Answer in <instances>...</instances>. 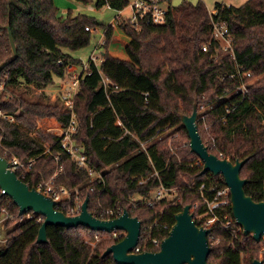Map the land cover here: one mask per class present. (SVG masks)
<instances>
[{
	"label": "trees",
	"instance_id": "trees-1",
	"mask_svg": "<svg viewBox=\"0 0 264 264\" xmlns=\"http://www.w3.org/2000/svg\"><path fill=\"white\" fill-rule=\"evenodd\" d=\"M129 4L128 0L96 1L98 8L116 10ZM214 10L212 14L202 0L184 1L170 6L164 23L140 20L135 24L131 18L120 17V28L131 38L126 46L129 58L123 59L110 52L114 25L71 10L63 15L55 0H0V63L12 57L5 29L8 23L19 53L0 73V83L6 81L11 93L9 97L0 94V106L15 114L14 121H2L0 130L4 131L5 145L23 161L36 158L28 177L18 173L19 177L31 187L51 177L57 162L53 154L43 152L46 145L52 146V152L62 155L64 166L57 182L74 195L78 188L83 200L89 195V210L102 219L111 218L107 208L118 205L128 209L142 221L141 251H157L160 247L151 238L168 236L176 213L187 204L196 205L195 219L201 224L198 215L206 210L207 202L199 186H227L222 175L202 174L204 164L191 150L182 116L191 115L197 102L198 116H204L198 119L204 142L223 158L234 162L248 158L241 171L249 180L246 192L256 201H264V0H248L241 6L218 2ZM212 19L228 23L236 59L231 51L216 52L215 41L209 50H203L213 39ZM100 26L105 29L103 61L99 65L90 62L75 97L80 123L76 137L85 146L90 166L101 174L93 177L88 168L80 167L62 150L60 137L46 130L68 124L71 110L64 101L60 97L54 102L30 99L22 88L36 87L43 92L57 78L62 81L67 76L66 64L83 63L65 49L88 46ZM236 63L254 76L262 75L248 83L246 97L237 90L241 81L230 76ZM103 77L110 79L108 89ZM177 125H182L181 133L169 143L172 134L163 135ZM131 132L150 141L148 153ZM209 134L214 139H208ZM162 185L177 189L174 198L149 206L146 199ZM136 195L139 198L134 200ZM132 201L135 206L130 208ZM4 208L14 218L0 223L7 228L6 240L0 245V264H118L112 254H103L123 237L113 238L83 225H49V240L39 243L44 217L34 212L21 214L16 203L0 193V220ZM58 209L78 214L68 207ZM219 213L224 222L234 218L230 205L221 207ZM224 222L211 226L214 237L209 236V264H253L260 257L264 240L258 242L243 230L226 229ZM233 225L240 226L236 221ZM97 235L101 239L93 246L91 241ZM212 240H216L213 245Z\"/></svg>",
	"mask_w": 264,
	"mask_h": 264
},
{
	"label": "water",
	"instance_id": "water-1",
	"mask_svg": "<svg viewBox=\"0 0 264 264\" xmlns=\"http://www.w3.org/2000/svg\"><path fill=\"white\" fill-rule=\"evenodd\" d=\"M5 29L8 31L12 57L0 63V73L19 55L11 24L8 23ZM198 115L196 102L193 113L183 115L182 122L190 137L191 150L204 164L202 174L211 172L224 177L230 188L231 210L235 221L242 227L245 235H252L260 242L264 234V201H256L246 192L245 186L249 180L242 176L241 171L248 158L234 162L211 152L200 133ZM0 187L16 203L21 214L34 212L44 217L37 238L39 243L49 240L47 232L49 225L68 228L83 225L98 232L125 231V236L110 245L103 254L104 256L112 254L118 264H209L208 258L212 247L208 235L211 228L197 223L191 204H187L183 210L176 213L175 223L168 236L162 239L159 250L137 251L141 239L142 221L137 216L131 215L128 209L118 217L102 219L89 210L88 195L82 204L81 212L69 215L57 208V200L40 191L36 186L31 187L19 177L17 171L9 167L7 158L1 154ZM253 264H264V260L257 258Z\"/></svg>",
	"mask_w": 264,
	"mask_h": 264
},
{
	"label": "built area",
	"instance_id": "built-area-1",
	"mask_svg": "<svg viewBox=\"0 0 264 264\" xmlns=\"http://www.w3.org/2000/svg\"><path fill=\"white\" fill-rule=\"evenodd\" d=\"M166 1L163 0H134L131 3V7L133 10V15L130 17L132 23L137 24L138 21L144 20L148 23L160 24L164 23L168 17L170 6L165 5ZM121 11V10H120ZM212 14L216 13V10L210 11ZM121 16H119L120 19ZM213 24V39L203 46V50H209L211 46H213L214 41L218 43L216 45L215 50L216 52L220 51H231V55L234 59H236V55L234 52V36L231 33V28L229 27L227 22L212 19ZM105 34V33H104ZM2 33L0 32V38ZM105 42V35H103V39L100 42L102 46ZM103 61L102 53L96 55L94 52L92 53L91 57L89 58L87 63L82 64V70L80 72L73 71L72 65L70 63L66 64L67 67V76L62 80L58 96L64 101L67 107L71 110V118L67 125L62 127H50L48 128L49 132H55L60 137L59 144L62 150L68 154V156L75 161L80 167L88 168L91 176L93 177H101L100 172L93 169L90 166V161L88 155L85 151V146L80 143L77 139V134L79 131L80 123L76 115L75 111V97L80 89L81 78L84 72H86L89 68L90 62H94L96 65H99ZM59 63H64L63 59L59 60ZM8 75V73H7ZM253 73L251 71H246L243 69L238 63H236V71L230 74L233 78H238L241 83L238 86V91L246 97L248 93V83L247 79L252 77ZM102 83L106 89L111 86L110 79L108 77H103ZM116 89L119 88L118 85L115 86ZM5 93L6 97L11 95L10 91L6 88V81H2L0 83V94ZM199 118H203L198 116ZM3 120L14 121L15 114L11 111L4 109L0 106V127ZM132 136L137 139L144 151L148 153V146L149 140L144 141L141 140L135 133H132ZM212 139H214L212 137ZM5 134L4 131L0 130V149H2L3 154L2 156L6 157L9 163V167L17 173H20L22 177H28L29 173L33 171L32 167L36 161V158L31 159L28 162L23 161L18 155L11 151L5 145ZM149 141V142H148ZM44 154H53L54 158L57 162V166L55 169L54 174L49 178H43L42 180L38 181L36 187L40 191L44 192L45 194L53 197L55 200L58 201V206L68 207L72 212L80 213L82 209V204L84 202L78 188L75 189V195L66 185L57 182L59 175L63 172V164L61 163L62 155L60 153L52 152V146H48L46 150L43 152ZM220 157H223V154H220ZM158 173V172H156ZM19 175V174H18ZM145 179L141 180L144 182ZM198 190L201 192L202 199L207 202L206 210L198 215V219L201 221L200 225L205 227L211 228V226L220 221L224 222L220 213L219 209L224 206H231V192L228 186L220 187L219 185L215 184L212 186H208L206 183H203L201 186L198 187ZM4 189L0 187V193H4ZM177 193L176 188H168L164 185L156 188L152 191V194L148 199H146V203L149 206H154L157 202L162 200L163 198H174L175 194ZM212 194L213 197L210 198L209 194ZM11 198V197H10ZM12 199V198H11ZM138 198H134L137 200ZM135 206V201L131 202L130 208ZM196 205H194V208ZM105 210V209H104ZM124 208L121 206L115 205L113 207L107 208L105 212L111 216V218H115L120 216L124 212ZM14 215L6 208L3 209V216L0 220L2 223L4 220L8 218H12ZM43 217V216H42ZM235 221L234 218L226 220L223 225L226 229H232L234 232H239L242 229L241 226L235 227L233 222ZM108 236L113 238H122L125 236V231L117 230L113 233H107ZM213 238L214 236L209 233L208 237ZM97 240L101 239L100 235L96 236ZM150 239L147 237L146 240ZM152 242L155 245L160 246L161 241L158 238H151ZM262 240H264V234L262 236ZM216 242V240H212V245ZM137 251H141V246H137ZM260 259L264 260V246L260 252ZM187 264V263H184Z\"/></svg>",
	"mask_w": 264,
	"mask_h": 264
},
{
	"label": "rangeland",
	"instance_id": "rangeland-1",
	"mask_svg": "<svg viewBox=\"0 0 264 264\" xmlns=\"http://www.w3.org/2000/svg\"><path fill=\"white\" fill-rule=\"evenodd\" d=\"M96 1L97 0H90L88 3H85V2H82L79 0H55V4L59 8V10H60L59 12L63 15L66 14V12L68 10H71L72 12H74V14L81 13V14H85V15L94 17L95 21H97L101 24H104V25L111 24L114 19H117L118 21H120V19L118 18V16H119L118 10H116L114 8L107 7V6H103L101 8H98L96 5ZM128 1L130 2V4L122 12V17H125V18L133 15L131 3L134 0H128ZM184 1H190V2L195 3L198 0H171L170 2L166 1L165 5L176 7ZM202 1H204V3L207 5L209 10L211 11V10L215 9V6L218 2L225 3L228 5H232V6H241L242 4H244L248 0H202ZM104 32H105V29L103 26L97 27L92 34L91 41H90V44L88 46H86L82 49L76 50V51H72L70 49H65V50L67 52H69L73 57L80 59L83 62L82 64L87 63L93 52L96 55H99L102 52L103 48L100 45V42L103 39ZM122 47H123V45H120V48H122ZM114 51H115V53L119 52L116 44L114 46ZM71 69L78 70V72H80L82 70V67H81V64H80V67H78V66L76 67L73 65ZM260 77H262V75L254 76V74H253L252 77H250V79H247V83L250 84L251 82L259 79ZM59 82L60 81L57 78L55 80V83H54L56 85V88H58L57 85L59 84ZM54 84H53V86L49 85L48 87H46V89L43 90V92H40V90L36 87H24L22 89H23V92L26 94V96L30 99H35V100L41 99V100L54 102L57 100V98H59V96L56 94L57 89H55ZM58 91H59V89H58ZM41 93H43V94H41ZM181 127H182V125H177V126H174L170 129H167L163 136L166 137L167 135L172 134V137L169 138V143H171L173 138L178 137L179 134L181 133V131H179V129H181ZM46 130L48 131V128ZM56 132L57 131H55L53 133H56ZM210 137L212 139L213 136L211 134H209L208 139ZM185 145H186V143H185ZM48 146L49 145H46V148ZM134 197L139 198L138 195H136ZM170 199H172V198H170ZM180 201H182V199ZM194 209L195 208L193 206L192 210L194 211ZM13 218L14 217H12L11 219H13ZM6 231H7V228L4 226V224H0V245H2L6 240ZM98 241L99 240H97V238H96V240L91 241V244L94 246V245H96V243Z\"/></svg>",
	"mask_w": 264,
	"mask_h": 264
},
{
	"label": "crops",
	"instance_id": "crops-1",
	"mask_svg": "<svg viewBox=\"0 0 264 264\" xmlns=\"http://www.w3.org/2000/svg\"><path fill=\"white\" fill-rule=\"evenodd\" d=\"M107 7H110V6H107ZM128 7V6H127ZM111 8V7H110ZM126 9V8H125ZM125 9H123V10H125ZM123 10H118L119 11V16H121L122 17V12H123ZM119 16H118V18H119ZM132 16V15H131ZM131 16H128V17H126V18H130ZM118 20L117 19H114L113 21H112V23H111V25H114L115 26V31H114V36H113V39H112V42H111V45H110V52L113 54V55H115V56H117V57H120V58H123V59H128L129 58V56H128V54H127V51H126V46H127V44H129V42L131 41V38L120 28V26H119V24H118ZM121 41V42H120ZM115 44H116V46L118 47V53L116 52L115 53V51H114V46H115ZM120 45H123V47L122 48H120ZM72 66L74 65V66H78V67H80V64H77V63H75V62H72V63H70ZM82 65V64H81ZM82 67V66H81ZM73 70V69H72ZM73 71H78V70H73ZM61 82L62 81H60L59 82V84L57 85L58 86V88H56V85L54 84V86H55V89H57V92H56V94L58 95V89L60 88V85H61ZM53 86V85H52ZM46 89V88H45ZM45 89H43V90H45ZM40 90V92H42V89H39ZM56 97V96H55Z\"/></svg>",
	"mask_w": 264,
	"mask_h": 264
}]
</instances>
